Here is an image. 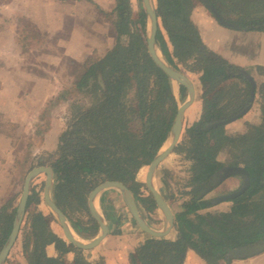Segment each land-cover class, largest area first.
I'll return each instance as SVG.
<instances>
[{"label": "trees", "instance_id": "16d2710c", "mask_svg": "<svg viewBox=\"0 0 264 264\" xmlns=\"http://www.w3.org/2000/svg\"><path fill=\"white\" fill-rule=\"evenodd\" d=\"M197 0H154L160 25L157 45L174 68L178 64L199 73L204 90L199 120L185 129L174 152L191 161L183 201L174 214L175 240L147 237L129 253L131 264H181L187 249L207 264H220L229 249L264 238V82L258 87L261 120L248 124L243 133L228 134L224 125L203 126L238 113L250 94V83L237 67L209 50L201 41L190 13ZM222 5L218 11L228 22L242 28L264 31V0H210ZM130 19L128 0H118L114 24L119 36L101 56L90 57L76 75L67 97L70 117L60 134L55 153L37 162L54 170L53 196L73 231L82 239L95 236L98 226L87 210L89 192L105 179L134 182L128 186L150 210L152 197H143L135 180L139 169L150 163L167 138L177 107L173 86L148 54L145 14ZM164 31V32H163ZM180 101L185 100L180 86ZM74 95V98H73ZM72 98H71V97ZM66 98V99H67ZM225 153V159L219 156ZM224 166H240L249 173L248 187L229 200L227 208H214L215 197L199 198L212 175ZM126 184V183H125ZM240 186V185H239ZM237 186L234 190L239 188ZM232 190V191H234ZM42 189L31 188L21 232V250L26 264H66L63 255L74 252L73 264L90 262L81 249L54 233L37 206ZM141 194V195H140ZM0 207V248L7 239L15 208ZM53 244L57 255L45 248Z\"/></svg>", "mask_w": 264, "mask_h": 264}, {"label": "crops", "instance_id": "0c3cea01", "mask_svg": "<svg viewBox=\"0 0 264 264\" xmlns=\"http://www.w3.org/2000/svg\"><path fill=\"white\" fill-rule=\"evenodd\" d=\"M139 1L140 4L138 0H128L130 19L134 22L133 27L138 30V14L141 10L144 12L142 0ZM117 2L0 0V207L10 202L8 213L17 206H14L17 199V171L25 169V178L27 172L35 166H51L37 162L55 153L59 136L64 131L59 121L66 120L67 123L70 117L68 101H65L69 99L64 94L62 98L58 96L66 92V89L73 88L78 70L90 57L101 56L117 39L123 44L127 43V37L119 36L114 24ZM137 7L135 19L132 15ZM211 14L199 1L194 3L190 13V20L196 25L202 43L237 69L246 70L256 84L249 110L242 117L224 125L228 134L243 133L248 124H257L261 120L258 87L264 82V31L230 28L218 22ZM193 86L195 99L183 117V120L188 119V126L199 120L202 112L204 84L198 80ZM172 157H179L183 162L186 172L184 179L169 177V174L175 175L176 169L170 162ZM225 158V153L219 156L220 160ZM190 164L191 161L183 154L172 151L155 170L153 183L172 209L173 215L180 207L181 197L183 201L187 199L185 192L189 189L186 181ZM147 167L139 169L135 180L141 183L143 197H152L145 184ZM229 178L240 183L236 176H230L224 181ZM178 194L181 197H177ZM207 195L204 198H211ZM135 198L146 221L149 218L153 220L150 221L152 226L148 224L156 230H162L164 222L157 206L150 210L136 195ZM170 199L179 201L177 210L169 203ZM42 202L45 210L38 208ZM95 205L108 225V233L94 248L81 249L83 255L90 262L102 259L105 264H131L129 253L149 235L135 224L118 190H103L96 197ZM38 206L43 215L52 217L49 219L51 230L64 239L57 220L42 199V191ZM21 225L4 264H11L14 260L26 264L21 250ZM178 233L173 224L162 237L175 240ZM45 251L48 256L57 255L53 244H48ZM74 258L73 251L63 255L66 264H73ZM181 264L207 263L194 250L187 249ZM220 264L228 262L222 259ZM230 264H264V251L250 257L232 258Z\"/></svg>", "mask_w": 264, "mask_h": 264}, {"label": "water", "instance_id": "95a60500", "mask_svg": "<svg viewBox=\"0 0 264 264\" xmlns=\"http://www.w3.org/2000/svg\"><path fill=\"white\" fill-rule=\"evenodd\" d=\"M201 2L208 8V10L213 14L216 20L227 27L236 28V29H244L239 24L234 22H228L224 20L216 6L212 4L210 0H201ZM143 9L145 13V38L148 54L153 60V62L163 71L165 72L171 80L172 85H176V90H178V94L180 93V86H183L187 91V98L178 105L177 112L170 129V132L158 149L150 163L147 167V172L145 175V184L147 186L148 191L150 192L152 198L155 201L159 212L162 215V219L164 222V227L162 230H156L151 227L146 221L145 217L140 212L137 203L126 184H124L120 180L116 179H105L99 184H97L88 194L87 198V210L90 216L95 220L99 227L98 233L89 240H84L79 238L77 235H74L73 229L69 224L67 218L65 217L62 210L57 206L53 196L54 189V170L51 166H35L31 168L23 182L21 195L17 206L15 208L14 218L12 221V227L10 233L3 243L0 249V264H4L6 257L10 248L13 246L16 237L18 235L20 225L25 216V208L27 203V198L30 192V184L33 178L37 175L44 173V185L42 189V199L51 213V215L57 220L62 235L67 243L72 244L76 248L79 249H91L94 248L98 243L106 236L108 233V225L104 221L102 214L98 211L95 205V200L98 194H100L103 190L113 188L118 190L120 193L124 204L126 205L128 211L130 212L135 224L138 228L152 237H162L166 235L169 230L173 227L174 224V215L172 209L161 195L157 187L153 183L155 170L158 164L166 158V156L171 153L177 143L180 140L182 129H183V117L185 110L192 104L195 99V90L191 79L184 74L181 70L174 68L170 65L162 56L158 45H157V30L160 25L159 19L156 15V7L154 0H142ZM237 73L243 75L248 82L250 83V94L248 100L245 102L244 107L236 114L231 115L227 118H220L213 122L207 123L204 125L205 129L217 126V125H226L229 122L236 120L242 117L250 108L251 102L254 99L255 95V81L251 77V75L244 69H237ZM176 100L178 101V96L174 93ZM230 176H236L240 179V186L237 190L228 192L224 195L218 196L214 198L215 203L227 202L241 192H243L249 185L250 177L249 173L246 169L240 166H224L216 171L205 188L199 193L198 197L203 198L210 191L216 188L219 184H221L226 178ZM264 251V238L260 239L251 244L243 245L241 247L232 248L227 251L225 254V259L230 264L232 258H245L254 256Z\"/></svg>", "mask_w": 264, "mask_h": 264}, {"label": "rangeland", "instance_id": "374dc122", "mask_svg": "<svg viewBox=\"0 0 264 264\" xmlns=\"http://www.w3.org/2000/svg\"><path fill=\"white\" fill-rule=\"evenodd\" d=\"M197 1H199L208 10V8L201 2V0H197ZM214 2L215 3H212V4H214V6H216L217 9L218 8H221L222 9V5L220 3L216 2V1H214ZM137 3L140 4L141 2L138 0ZM137 9H138V7L135 8V11L133 12V15H132V16H134L135 19L137 18V13H136ZM210 14H211V12H210ZM178 67H179L178 70H181L184 74H186L191 79L192 83L195 84V83L198 82V80L201 82L199 73L191 72V71L187 70L186 68H184V66L182 64H178ZM176 88L177 87L174 85L173 86V90H174V93L178 96V103L180 104L181 103V101H180V93L178 94V90H176ZM180 92H181V90H180ZM184 94H185V99H186L187 98V91H184ZM197 97H198V95H197ZM73 98H74V95H73ZM53 109L55 110L56 107H53ZM67 116H68V114H67ZM59 124H61V127L65 130L66 127H67V124H68V120H67V123H66V120L59 121ZM188 124H189L188 119H184L183 120V129H182V134H181L180 140L184 136L185 129L188 127ZM172 158L173 159L170 158V162L172 164V167L174 166V167H176V169H174L175 175L172 174V176H171V174H169V177H171L172 179L173 178H177V177H181V178L184 179V176H186V172L184 171V167L185 166H184L183 162H181V159L179 157H172ZM17 174H18L17 175V180H18V183L17 184L18 185H17V194H16V198L17 199L14 202V206H16V204H17V202L19 200L20 194H21L22 185H23V178H24V175H25V169H19L17 171ZM188 176H189V173H188ZM44 178H45V176L43 174L37 176L32 181V183L30 185V190H31V188L43 189V185H44L43 180H44ZM143 179H144V177H142V180ZM125 183H126L127 186H130V187L133 186V184H134V182L131 181V180H125ZM239 184H238V181L235 182V179L234 178L233 179H230L229 178L225 183L222 184V186L220 185L217 188H215L213 191H211L207 195V197H217V196L224 195V194H226V193L231 192L232 190H234L237 186H239ZM109 189H113V188H109ZM177 197H181V195L178 194ZM183 199L181 197V200H179V201H181V203H182L183 202ZM169 201H170L169 203L171 205H173L174 209H176L177 203L179 201H175L173 199H170ZM229 205H230V202H222V203L218 204L216 207L219 208V209H224V208H227V206H229ZM38 208H42L43 210H45V206H44L43 202L38 206ZM45 212H47V211H45ZM44 216H45L48 224H50L51 221L49 219L52 218V217L51 216H48V215H45V214H44ZM147 221L152 226V222H150V221H153V220H150V218H149V219H147ZM24 222H25V216H24V219H23V222H22V225L21 226L24 225ZM20 239H21V237H20ZM11 264H19V262L14 260V261H11Z\"/></svg>", "mask_w": 264, "mask_h": 264}, {"label": "flooded vegetation", "instance_id": "af4514ba", "mask_svg": "<svg viewBox=\"0 0 264 264\" xmlns=\"http://www.w3.org/2000/svg\"><path fill=\"white\" fill-rule=\"evenodd\" d=\"M203 127H204V126H203ZM231 177H233V176H231ZM124 184H125V183H124ZM219 185H220V184H219ZM219 185H218V186H219ZM239 185H240V184H239ZM218 186H217V187H218ZM217 187H216V188H217ZM129 189H130V188H129ZM214 189H215V188H214ZM214 189H213V190H214ZM213 190H212V191H213ZM130 191H131V190H130ZM234 191H235V190H234ZM210 192H211V191H210ZM210 192H209V193H210ZM231 192H232V191H231ZM131 193H132V191H131ZM132 195H133V197H134V199H135V201H136V198H135V196H134L133 193H132ZM217 197H218V196H217ZM215 198H216V197H215ZM227 202H229V201H227Z\"/></svg>", "mask_w": 264, "mask_h": 264}, {"label": "bare ground", "instance_id": "6f19581e", "mask_svg": "<svg viewBox=\"0 0 264 264\" xmlns=\"http://www.w3.org/2000/svg\"><path fill=\"white\" fill-rule=\"evenodd\" d=\"M176 86V85H175ZM75 235V234H74Z\"/></svg>", "mask_w": 264, "mask_h": 264}]
</instances>
